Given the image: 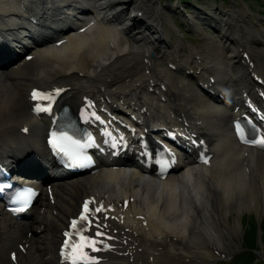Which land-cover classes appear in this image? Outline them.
I'll use <instances>...</instances> for the list:
<instances>
[{
	"label": "bare ground",
	"instance_id": "obj_1",
	"mask_svg": "<svg viewBox=\"0 0 264 264\" xmlns=\"http://www.w3.org/2000/svg\"><path fill=\"white\" fill-rule=\"evenodd\" d=\"M15 1L17 0H0V35L9 30L7 28L9 25L17 26L22 22L19 6ZM72 1L79 6L98 4L100 10H104L102 15L105 18H108L112 11H115L120 5L119 0ZM139 1L144 5L147 14L153 8L151 13L155 16V9H160L157 0ZM54 2L56 11L60 5L58 0H54ZM94 9L96 12L97 6L94 5ZM229 10L233 12L232 9ZM58 15L55 13V18ZM117 17L122 18V13L118 12ZM158 27L164 28L162 24ZM10 30V33L15 34L14 29ZM167 30L169 27L165 31ZM238 30L244 34L253 32L264 35V27H250L248 32L243 26H240ZM244 34L239 35V38L241 37L239 42L253 46L250 40L245 39ZM144 36L142 35L140 39L129 40L125 33L113 24L100 28L92 27L87 34L69 36L63 50L59 52L41 53L33 62L16 65L13 70L4 69L0 74V154L9 158L17 167L25 170L31 169L26 168L28 164L25 161L29 156L35 155V150H40V153L43 154L44 124L30 121V104L26 97L28 89L37 84L69 85L70 93H73L72 99L76 98L77 100L89 92H95L100 85H103L102 83L109 86L115 85V90L108 91L113 97L117 94L121 95V99L124 100L122 105L128 103L132 107L147 106L148 109L143 113L146 119L156 121L159 114H162L161 117L167 120L170 117L168 107L160 103L161 100L155 95V92H146L151 85L150 78L154 82L170 83V71L165 65V61L169 60L171 56L170 54L164 58L157 56L155 59L148 57L147 53L153 47L149 45ZM163 48L165 51L175 50L174 42H168ZM63 52L66 54H62ZM177 54L179 55V53ZM206 60L208 64L215 65L217 72L215 75L218 76L220 85L227 86L234 91L241 87L249 88L247 73L243 65L239 64L236 53L231 54L230 59H227L223 50L215 47V51L206 53ZM146 67L151 75L145 73ZM153 87L160 89L155 85ZM93 94H97V92ZM166 95L169 96L170 102L184 108L191 118L204 125L212 123V114L203 99L190 93L184 86L168 85ZM182 112L185 113V111ZM26 122L31 125L30 134L20 136L19 129ZM210 128L212 127L210 126ZM217 130L218 132L224 130L225 134L230 131L228 119L224 114L219 115ZM219 145H226L227 150L222 154L218 153L220 161L217 163L221 161H225V163H220L211 177L202 172L198 173L195 176V181H191V183L185 178L180 179L179 176H176L166 180L161 186L149 178L140 177L128 170H121L117 174L108 170L105 174L98 173L88 178H79L76 181L73 179L65 186L61 184L57 192V205L55 206L60 211L59 215H51L49 219L43 217L40 222V224L45 223L48 230L51 231V236L48 239V252L52 256L58 229H62L63 223L76 211L82 197L100 192L102 195L107 194L113 199L123 201L129 191L133 192L137 199L143 201L144 204L140 202L142 207L146 206L149 211L160 214V221H156L152 226L153 231L139 229L138 233H133L128 237L127 244L129 246L139 248L145 244L149 248L148 251L134 254V258L150 254L155 248L159 250V254L156 256L157 264H188L183 261L186 259L190 262L189 264H195L194 262L201 264L205 261L201 262L197 259L204 256V259L209 260L210 246H215L223 251H233L231 250L233 246H237L233 235L237 236L240 226L239 222L230 223L227 213L234 210L241 214L243 209L250 210L245 205L259 208L260 211L264 210V197L259 199L264 195V154L255 157L259 166L253 163L249 165L252 166L251 173L254 174L256 168L260 167V182L256 181L257 189L254 190L248 185H243L241 181L243 180L242 176H245L242 170L243 163L238 161L240 160V151L223 139ZM253 157L252 153L250 158L253 159ZM169 186L172 187L167 188ZM179 195L182 198H177ZM60 199L63 200L60 201ZM261 204L263 207L259 206ZM171 220H175L172 225ZM8 226H10V222L4 220L2 227L6 229ZM38 226L40 225L34 227L35 234H37ZM30 228L31 225L26 229L17 226L18 233L23 234L22 238L13 234L9 236L8 233L7 242L13 243L14 239L23 244L31 242L32 238L29 239L25 233V230L30 231ZM179 233L182 236L175 242V251L167 253L164 249L167 243L164 240L172 239ZM38 241L39 244L35 245L38 253L35 256H30L27 255L28 251L20 252L16 257L18 262H22V264H51V257L48 260L42 255L45 250L42 248V237L39 236ZM204 242L209 246L202 245ZM185 245H190L191 248L187 249ZM127 258L131 259L132 256H127ZM0 264H11L10 257L5 258L0 254Z\"/></svg>",
	"mask_w": 264,
	"mask_h": 264
},
{
	"label": "snow or ice",
	"instance_id": "obj_2",
	"mask_svg": "<svg viewBox=\"0 0 264 264\" xmlns=\"http://www.w3.org/2000/svg\"><path fill=\"white\" fill-rule=\"evenodd\" d=\"M60 43L63 42L61 41ZM54 91L56 93H59L62 90L55 89ZM38 96L43 97L49 101L54 98L50 93H38L36 90H34L33 99H37ZM34 110L49 111L50 104L44 106L43 108L40 104H37ZM66 127L68 129H71L73 126L69 124ZM236 130L243 142L264 147V134H261L259 129H255V132L251 138L248 137L245 129L239 122H237L236 124ZM89 141H91V137H89L88 140H82L80 138H77L75 133L70 134L69 131L53 132L52 139H50V143L64 156V162L70 167H84L87 163L91 162V157L87 155L86 149L90 146H94V142L90 144ZM169 159H172V157L169 156ZM157 162L162 163V161L159 160ZM31 192V189H25L24 192L17 194L16 200L20 202L22 206H26L28 200L31 198ZM83 207L84 211L81 212L79 220L86 221L88 223H90V221L87 213H89L90 211L98 212L101 210L100 208L90 210L89 201H85ZM18 210H22V208ZM70 227L73 229L74 234L79 237V239L72 240V233L65 231L64 235L66 239L64 241L63 247L60 250L63 260L67 261L68 264H98L99 257L89 255L85 251L86 248H91L93 251H99V249L96 248L97 241L93 237L82 234L85 226L80 225L78 227V221L76 219H73ZM97 235H100V233H97Z\"/></svg>",
	"mask_w": 264,
	"mask_h": 264
},
{
	"label": "rangeland",
	"instance_id": "obj_3",
	"mask_svg": "<svg viewBox=\"0 0 264 264\" xmlns=\"http://www.w3.org/2000/svg\"><path fill=\"white\" fill-rule=\"evenodd\" d=\"M235 2H236V4L238 5V9L241 11V12H244L245 11V7H244V5L242 4V0H234ZM227 3H229V1L227 2ZM260 4V3H259ZM258 3H255V6H254V9H256V8H258V5H259ZM264 8V7H263ZM261 10H264V9H262V7L260 8ZM205 44H207V42H205ZM208 44H210V41H208ZM49 235V233H47L46 231L43 233V234H41V236L42 237H46V236H48ZM44 257H49V255H44Z\"/></svg>",
	"mask_w": 264,
	"mask_h": 264
}]
</instances>
